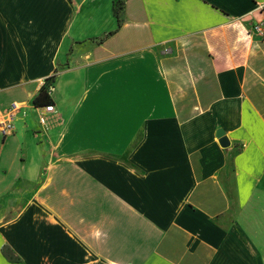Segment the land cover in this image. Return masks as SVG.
I'll list each match as a JSON object with an SVG mask.
<instances>
[{"label": "crops", "instance_id": "0c3cea01", "mask_svg": "<svg viewBox=\"0 0 264 264\" xmlns=\"http://www.w3.org/2000/svg\"><path fill=\"white\" fill-rule=\"evenodd\" d=\"M114 1L0 0V264H264V0Z\"/></svg>", "mask_w": 264, "mask_h": 264}, {"label": "built area", "instance_id": "2783aa9c", "mask_svg": "<svg viewBox=\"0 0 264 264\" xmlns=\"http://www.w3.org/2000/svg\"><path fill=\"white\" fill-rule=\"evenodd\" d=\"M253 31L260 37H264V23H259L253 26ZM45 81L43 82V84ZM53 91V86L48 84L46 93L49 97L50 93ZM22 105L18 103H12L7 108L5 114L0 117V132L3 136L9 135L14 128V118L18 111L22 108ZM36 112L37 122L40 127L44 130H48L50 117L55 113V108L52 103L45 104L42 106H33Z\"/></svg>", "mask_w": 264, "mask_h": 264}, {"label": "rangeland", "instance_id": "374dc122", "mask_svg": "<svg viewBox=\"0 0 264 264\" xmlns=\"http://www.w3.org/2000/svg\"><path fill=\"white\" fill-rule=\"evenodd\" d=\"M19 112L27 113L26 121L28 123L30 122V124L33 125L37 124L34 111L29 109L26 110L23 108L22 110L20 109ZM34 188V185L26 184L23 182L18 183L13 193L0 201V220H4L6 218L14 216L15 212L22 204H24L28 196L31 194V192H33Z\"/></svg>", "mask_w": 264, "mask_h": 264}, {"label": "trees", "instance_id": "16d2710c", "mask_svg": "<svg viewBox=\"0 0 264 264\" xmlns=\"http://www.w3.org/2000/svg\"><path fill=\"white\" fill-rule=\"evenodd\" d=\"M125 1L126 0H115L113 3L112 12H113V15L115 16V18L117 19V25L118 26H120L121 22H122L120 15H121V12L124 8ZM112 33L113 32H109L106 36H109ZM50 78L48 79V81L50 80ZM48 81L47 80L45 81V84H43L41 86L38 93L33 98V100H32L33 106H42L45 104H49L51 102L50 98L48 97V95L46 93V89L48 86V84L46 82H48Z\"/></svg>", "mask_w": 264, "mask_h": 264}, {"label": "water", "instance_id": "95a60500", "mask_svg": "<svg viewBox=\"0 0 264 264\" xmlns=\"http://www.w3.org/2000/svg\"><path fill=\"white\" fill-rule=\"evenodd\" d=\"M216 135L219 138L218 141L222 147H227L229 145V142L227 138L225 137L224 131L222 129H217Z\"/></svg>", "mask_w": 264, "mask_h": 264}]
</instances>
